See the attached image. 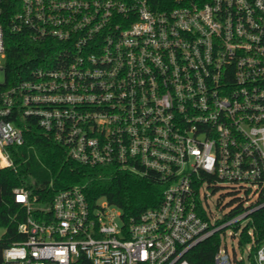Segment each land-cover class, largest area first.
<instances>
[{"label": "built area", "instance_id": "built-area-1", "mask_svg": "<svg viewBox=\"0 0 264 264\" xmlns=\"http://www.w3.org/2000/svg\"><path fill=\"white\" fill-rule=\"evenodd\" d=\"M8 32L57 45L11 82ZM33 125L82 164L155 172L162 201L124 219L81 184L51 204L17 187L24 238L0 264H192L215 234L216 264H237L223 242L251 250L264 209V0H0V168Z\"/></svg>", "mask_w": 264, "mask_h": 264}, {"label": "trees", "instance_id": "trees-1", "mask_svg": "<svg viewBox=\"0 0 264 264\" xmlns=\"http://www.w3.org/2000/svg\"><path fill=\"white\" fill-rule=\"evenodd\" d=\"M13 3V1H11ZM154 9L172 6L173 0H150ZM12 6V5H11ZM6 77L11 82L27 78L31 68L52 53L56 42L34 41L27 34H6ZM15 168H0V263L5 246L22 240L18 225L26 219V208L15 201L14 189H28L42 204H51L55 194L75 184L84 186L91 206L101 198L116 205L124 219H137L149 208L162 201L163 185L158 174H139L116 165L89 166L68 157L65 148L33 125L25 133V144L10 147ZM255 241L248 254L250 264H257L255 255L264 243V209L254 213ZM220 236L215 234L191 248L185 255L192 264H216L215 256L220 247ZM251 242L244 232L240 240L243 248ZM237 264H245L236 259ZM83 264H90L83 260Z\"/></svg>", "mask_w": 264, "mask_h": 264}, {"label": "rangeland", "instance_id": "rangeland-1", "mask_svg": "<svg viewBox=\"0 0 264 264\" xmlns=\"http://www.w3.org/2000/svg\"><path fill=\"white\" fill-rule=\"evenodd\" d=\"M4 77V74L1 73V78ZM230 195H224V191L223 190H219L216 191L213 195H212V202H219L222 204H225L226 202H228L230 200ZM100 202L102 203H107V200L105 198H101ZM4 233V228L0 227V235H2ZM224 244H226L228 246V249L230 251V253H233V247L236 249L235 252V260L238 258V256L240 258H243L245 264H250V260L248 257V254L250 252V245L247 244L246 247H239L238 243L236 240L232 239L231 236H227L226 240L223 242V248H224ZM237 257V258H236Z\"/></svg>", "mask_w": 264, "mask_h": 264}]
</instances>
